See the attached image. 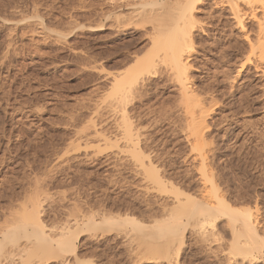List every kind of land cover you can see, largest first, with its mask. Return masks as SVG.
Masks as SVG:
<instances>
[{"label":"rangeland","instance_id":"1","mask_svg":"<svg viewBox=\"0 0 264 264\" xmlns=\"http://www.w3.org/2000/svg\"><path fill=\"white\" fill-rule=\"evenodd\" d=\"M136 2L141 4V0ZM98 3L0 0V128L4 125L10 132L19 126L27 129L29 138L28 142H18L19 136L12 138L22 143L23 151L9 167L1 163L8 142L0 144V224L20 213L37 196L47 226H76L74 221L81 224L91 216L99 220L102 214L132 216L149 225L169 218L161 207L169 196L146 192L142 176L135 173L132 159L125 155V142L111 136L107 108L103 109L106 106L101 105L100 119L93 117L94 104L107 99L111 78L107 79L106 73L122 72L149 52L152 43L146 31H152V24L139 11L129 9L119 12L125 14L121 15V27L112 28L114 22L109 20L106 30L93 32L91 27L110 10L104 0ZM228 13L225 9L224 28L210 22L205 26L207 35L196 33L203 36L195 40L198 60L193 62H197L195 67L200 73L193 71L192 75L196 86L212 88L221 102V109L208 119V140L218 153L213 162L218 187L228 192V200L235 202L233 206L252 212L258 208L264 220V81L251 74L236 83L230 80L245 41ZM203 20L209 22L207 18ZM245 23L250 30H256L254 21ZM95 68L104 69V73L99 75ZM153 85L150 102L140 108L141 117L146 118L141 125L146 127H142L148 136L146 144L161 154L160 162L167 163V170L173 164L170 170L176 184L184 183L185 191L193 187L187 192H194L200 183H196L199 175L191 161L183 163L189 146L177 131L184 122H179L176 113L174 125L165 121L155 128V123L165 118L164 113L149 114V106L163 111L174 107L178 93L166 80L154 81ZM116 134L122 136L121 131ZM190 174L193 175L188 178ZM226 222L227 217L222 216L215 230L205 225L206 231L218 235L223 249L220 253V245L200 241V228L193 225H187L183 241L175 243L172 261L163 258L161 252L142 249L144 244L141 247V238L133 232L132 225L121 230L113 228L109 233L86 232L78 238L77 252L81 264H219L217 259L230 238ZM145 253L150 259H143Z\"/></svg>","mask_w":264,"mask_h":264},{"label":"bare ground","instance_id":"2","mask_svg":"<svg viewBox=\"0 0 264 264\" xmlns=\"http://www.w3.org/2000/svg\"><path fill=\"white\" fill-rule=\"evenodd\" d=\"M104 1L105 5L110 6V10L97 25L91 27L93 32L106 30L109 20L114 22L111 23L112 28L121 27V15L125 16V14L119 12L133 9L150 20L152 31L147 30L146 36L151 40L152 46L146 55L136 58L128 69L119 73H106L105 77L111 78L107 99L94 104L93 117L100 119L104 104L106 107L103 109L107 108L109 123L107 126H110L111 136H114L117 142L121 140L125 142V155L127 153L128 159H132L135 173L142 176L146 184V186L144 184L146 192L154 191L169 196L161 204L163 214L169 215V218L149 225L132 216L115 217L102 214L99 220L91 216L81 224H78L79 220L76 223L74 221L76 226L70 223L59 227L58 225L47 226L41 210L44 208L37 196L30 201L29 206L22 208L20 213L13 215V218L6 220L4 224H0V264H81L82 261L78 256L80 253L77 252V242L81 235L91 231L109 233L113 231V228L118 230L120 227L121 230V227L125 228L127 225H132L133 232L141 238V247L144 244L142 249H149V252L151 249V251L161 252V256L170 261L174 247L177 248L175 243L178 240L181 243L180 240L184 237L183 231L185 233L187 225L200 228L197 232L200 241L210 242V246L212 244L219 246L218 235L215 236V232L211 230L206 231L205 225L214 226L215 230V225L222 216L227 217L226 225L224 224L226 230H224L230 238L229 242L227 241V248H224L223 254L221 253L222 255L217 259L219 264H264V220L260 217V211L257 210L258 208L252 212L250 209L233 206L234 204L231 203L235 202L228 200L226 195L228 192H221L218 187L217 172L215 173L213 166L218 153L214 144L208 140L211 126L208 119L216 110L221 109V102L212 88L201 89L196 86L192 75L193 71L200 73L195 67L197 62L195 64L193 62L198 60L195 58L197 53L195 40L203 36L196 33L207 35L205 26L210 22H215L216 28L225 26L226 18L223 14L227 9L229 16L236 24L234 25L241 30L245 41V48L241 45L244 50L241 51V57L235 63L238 66L230 74V80L234 83L237 79H242L245 74H251L264 81V0H141V4L137 3V0ZM95 6L97 9L99 3ZM219 10L222 12L217 14ZM206 18L209 22L203 20ZM246 20L254 21L256 30H250L245 23ZM4 22H8V19ZM95 69L99 75L104 73V69ZM160 80H166L168 84L175 87L178 102L174 107L164 111L153 108L152 110L149 106V114H165H163L165 117L163 121L155 123V128L161 127L165 121L173 122L174 125L176 113H178L176 118L179 122L181 120L184 122L177 130L189 146V154L182 158L183 163L191 161L190 165L199 175V181L195 179L196 183L200 182L199 185L197 183L196 191L191 193L187 192L189 189L186 188V191L183 189L184 183L182 186L176 184L178 182L175 181V174L173 170H170L171 166L174 167L173 164H169V170H167V163H161L162 160L160 162L161 154L155 149L156 152L150 149L151 145H147L148 136L146 137L142 132L146 129L144 125L143 129L141 126L146 123V118L141 117L140 110L143 109L144 102L148 100L150 102L154 94L155 89L151 88L154 86V81ZM231 88H234V85ZM95 119L92 122L94 127H96ZM1 124L4 123L1 122ZM1 127L0 144L3 141L8 142L3 150L1 163H3L2 167H9L23 151L22 143L18 144L15 140L18 144L16 145L11 141L12 138L19 136L18 142H28L29 138L27 129L13 126L14 129L7 133L4 125ZM118 131H121L122 136L119 135L121 139L117 137ZM176 133V131L175 134L173 132L174 135H177ZM174 163L176 165V162ZM192 175L187 176L190 178ZM74 227L75 230H73ZM156 242L158 245L155 244ZM220 247L221 245L217 248L219 253L220 250L223 251ZM146 254L142 256L143 259H150Z\"/></svg>","mask_w":264,"mask_h":264}]
</instances>
